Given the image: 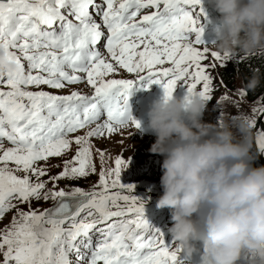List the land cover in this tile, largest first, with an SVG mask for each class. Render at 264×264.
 I'll use <instances>...</instances> for the list:
<instances>
[{
    "label": "snow or ice",
    "instance_id": "snow-or-ice-1",
    "mask_svg": "<svg viewBox=\"0 0 264 264\" xmlns=\"http://www.w3.org/2000/svg\"><path fill=\"white\" fill-rule=\"evenodd\" d=\"M200 5L201 0H0V45L19 66L16 73L0 71V222L16 213L0 228V264H73L71 256L75 264H175L179 249L170 250L147 223L145 202L122 194L134 188L120 183L128 161L117 158L114 168L101 171L92 191L57 189L56 181L95 171L91 138L128 124L140 127L128 106L134 81L112 75L126 70L148 84L163 82L165 99L181 80L189 96L211 98L213 79L203 63L209 48L198 47ZM210 56L230 58L218 51ZM78 83L91 86L93 94L43 90ZM253 113L264 116V102ZM83 129L85 135L70 138ZM73 143L76 154L57 175L38 166L66 155ZM259 146L264 148V135ZM97 151L103 161L105 153ZM33 200L54 206L40 211Z\"/></svg>",
    "mask_w": 264,
    "mask_h": 264
},
{
    "label": "clouds",
    "instance_id": "clouds-1",
    "mask_svg": "<svg viewBox=\"0 0 264 264\" xmlns=\"http://www.w3.org/2000/svg\"><path fill=\"white\" fill-rule=\"evenodd\" d=\"M213 2L221 28L211 47L222 54H264V0ZM0 71H19L2 45ZM260 84L254 70L243 87L254 92ZM205 110L199 94L153 102L148 129L156 139L149 151L165 157L156 207L170 210L169 232L187 257L202 240V264H237L244 253L251 264H264V166L252 167L249 158L253 117L240 112L207 124Z\"/></svg>",
    "mask_w": 264,
    "mask_h": 264
},
{
    "label": "rangeland",
    "instance_id": "rangeland-1",
    "mask_svg": "<svg viewBox=\"0 0 264 264\" xmlns=\"http://www.w3.org/2000/svg\"><path fill=\"white\" fill-rule=\"evenodd\" d=\"M212 46V45H211ZM211 46L209 48L208 58L203 62L208 67V74L213 79V92L211 98L207 100L208 105L206 106V110L204 112V116L201 119L203 123L207 124H220L222 123L226 117L235 118L236 115L240 112H245L253 117L252 120V130L254 129L255 125L257 124L260 117H262V122L264 123V116L254 117L253 109H259L261 106L253 103H249L246 101L244 96H240L239 92L242 90L240 85V80L236 79L235 83L233 84V91H230L222 82L221 78L219 77L220 69L224 68L226 65L232 64L237 57L238 54H230L229 59L216 61L215 58L210 56L211 51H216ZM203 48H201L202 50ZM222 54V53H221ZM215 65V67H212ZM114 79V77H112ZM85 87V85H83ZM36 89V88H35ZM197 89H202L200 85L197 86ZM6 90H8L6 88ZM37 90V89H36ZM44 90V89H43ZM49 91L58 94V91L54 89H49ZM227 95L229 99L227 101L223 100V97ZM256 115L258 116L259 113L257 112ZM87 130H84L77 135H85ZM236 138L239 140L241 136L238 132L233 129ZM129 135L128 139L121 140L115 139L114 145L116 146L115 151L107 150L104 155L103 161L100 158V155L97 150H101L105 147H102L105 144L107 137H93L91 138L90 146L92 149L91 161L95 167L94 172H90V174L85 178L80 179H62L56 181L57 189H64L66 191H70L74 187H80L85 191H92L94 190L93 186L97 185L99 182V174L101 171L106 169H112L115 167V160L117 158L123 159L128 161L122 166L121 175H120V183L127 186L133 185L134 188L129 190L125 187L122 191L123 195H135L142 201H144V212L147 211L148 203L151 201H157L160 195L163 194V189L160 184L161 177L163 172L161 170V166L164 160L163 155L153 154L149 151L151 145L155 142L156 138H140L139 136L135 135L132 131H120V132H113L111 135L114 138L119 136ZM264 135L263 131H257L252 136V140L257 151L262 154V158L264 159V148L259 146V137ZM76 136V135H75ZM71 138V136H70ZM101 144V145H100ZM77 145L75 143L72 144L71 149L67 152L66 155L55 158L47 162V164L40 162L38 166L46 167L48 169L49 176H55L61 171H63L64 161L71 159L72 156L76 154ZM251 149V148H250ZM10 167H15V165H10ZM260 167V166H259ZM23 175V173H20ZM43 180H48V176L43 177ZM48 189L53 188V183L48 182L47 184ZM54 206L53 201H32V207L34 209L43 211L46 208H51ZM20 207L24 211H28L27 204H21ZM15 210L8 212L5 215V218L2 222H0V228H4L5 226L9 225L12 217L15 215ZM170 218L165 219L159 226L158 230L164 234L169 233V229L172 226V221ZM94 237V236H93ZM169 248L172 247H179L177 244L174 243L173 238L166 244ZM2 259V257H0Z\"/></svg>",
    "mask_w": 264,
    "mask_h": 264
},
{
    "label": "trees",
    "instance_id": "trees-1",
    "mask_svg": "<svg viewBox=\"0 0 264 264\" xmlns=\"http://www.w3.org/2000/svg\"><path fill=\"white\" fill-rule=\"evenodd\" d=\"M254 70H259L261 73V84L253 92L246 90L243 85L247 82L248 78L251 77ZM219 77L230 91L234 90L233 84L236 79H239L242 90L246 92V96L244 97L249 103L261 106V103L264 102V54H238L232 64L226 65L224 68L220 69ZM249 158L252 167H258L256 158L252 153H249Z\"/></svg>",
    "mask_w": 264,
    "mask_h": 264
},
{
    "label": "water",
    "instance_id": "water-1",
    "mask_svg": "<svg viewBox=\"0 0 264 264\" xmlns=\"http://www.w3.org/2000/svg\"><path fill=\"white\" fill-rule=\"evenodd\" d=\"M258 130L264 132L262 117L259 118L257 124L255 125L254 129L252 130V136ZM250 153H252L255 156L256 162L259 166H264V159L262 158V154L257 151V148L255 147L253 141H251Z\"/></svg>",
    "mask_w": 264,
    "mask_h": 264
},
{
    "label": "bare ground",
    "instance_id": "bare-ground-1",
    "mask_svg": "<svg viewBox=\"0 0 264 264\" xmlns=\"http://www.w3.org/2000/svg\"><path fill=\"white\" fill-rule=\"evenodd\" d=\"M86 86L87 85H85V87ZM106 136H109V137H107V139L105 141V144L102 146V147H105V148L101 149V150H103V152H106L107 150H111L113 152V151L116 150V146L114 145L115 139L125 140V139H128L129 138V135L128 134L127 135H124V136H119L117 138H114L111 134H108Z\"/></svg>",
    "mask_w": 264,
    "mask_h": 264
}]
</instances>
